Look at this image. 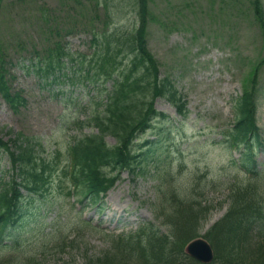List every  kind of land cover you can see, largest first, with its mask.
<instances>
[{
  "label": "rangeland",
  "instance_id": "374dc122",
  "mask_svg": "<svg viewBox=\"0 0 264 264\" xmlns=\"http://www.w3.org/2000/svg\"><path fill=\"white\" fill-rule=\"evenodd\" d=\"M251 3H150L154 19L149 25V49L160 62L162 75L170 76L188 106L184 118L167 99L157 98L155 107L171 119H157L153 130L161 132L166 152L160 153L162 159L169 154L170 160L184 163L182 172L186 175L176 173V179L192 176L196 181L194 176L199 175V182L211 184L199 199L203 207L210 208L199 229L202 234L228 211V195L218 184L220 179L231 181L236 176L218 133L232 120L231 102L243 93L245 78L264 59L262 34ZM42 9L47 10L45 15ZM136 22L135 6L130 0H0V52L7 61L13 87L23 90L29 101L17 115L0 96V137L9 142L20 133L34 136L43 146L41 150L37 147V152L52 158L57 150L65 152L77 138L98 134L86 119L100 107L101 98L107 94L105 88L110 89L112 81L104 83L98 76V52L102 48L92 42L93 37L113 30H131ZM61 39L71 56L62 71L47 76L41 70L43 63L33 56L35 49ZM119 61L127 65L124 54ZM258 80L257 114L263 140L254 160L264 177V66ZM153 130L139 140L156 139ZM105 141L116 145L113 136ZM13 146L11 142L15 149ZM234 157L237 159L239 154ZM10 168L11 159L0 148V177L8 179ZM154 170L150 165L147 177L135 179L124 171L100 205L83 210L66 196L67 191L49 190L46 199L27 204L33 213L20 229L24 249L36 264H87L88 259L94 261L110 251L117 235L150 221L162 225V220L155 218L161 214L155 209L160 195ZM85 220L87 227L82 223ZM10 257L18 262L15 254Z\"/></svg>",
  "mask_w": 264,
  "mask_h": 264
},
{
  "label": "trees",
  "instance_id": "16d2710c",
  "mask_svg": "<svg viewBox=\"0 0 264 264\" xmlns=\"http://www.w3.org/2000/svg\"><path fill=\"white\" fill-rule=\"evenodd\" d=\"M130 2L135 6L136 25L127 31L95 34L92 40L102 48L98 52V76L104 83L112 81L111 88H105L107 94L101 98L100 107L86 119L98 134L77 138L65 152L57 150L52 158L42 157L37 152L36 148L41 150L43 146L34 136L20 133L9 142L0 137V148L11 159L8 179L0 177V264H35L19 235L25 219L33 213L27 204L46 199L49 190L53 193L60 189L79 204L96 205L120 180L124 170L134 179L147 177L150 165L155 169L153 177L159 181L160 202L155 209H161L158 219L163 217L167 232L149 222L127 236L113 239L110 251L87 264H202L186 254L184 246L200 235L201 222L209 214V207H203L199 199L210 184L194 182L195 187L192 176L179 181L176 173L186 175L182 172L183 161L170 160L169 154L162 159L160 153L166 152L161 132L153 130L154 123L157 119L170 118L157 110L155 101L167 99L185 118L188 106L170 76L162 75L160 62L149 49V25L154 19L151 0ZM251 5L264 46V0H252ZM42 10L45 15L47 10ZM62 42L61 39L41 50L35 49L33 56L43 63L41 70L47 76L56 70L62 71L71 56ZM123 54L127 65L118 62ZM6 65L0 52V96L9 109L19 115L29 101L23 90L13 87ZM263 66L264 59L245 78L243 94L232 103L233 121L221 132L227 149L241 153L246 172L236 170V176L224 182L229 195L228 212L205 235L217 252L211 264H264V177L253 162L261 141L257 99L259 70ZM151 130L157 135L156 139L139 140L145 142L140 149L135 141ZM107 136H113L117 144L106 143ZM229 158L239 169L231 155ZM7 252L10 256L15 254L18 262L5 255Z\"/></svg>",
  "mask_w": 264,
  "mask_h": 264
},
{
  "label": "water",
  "instance_id": "95a60500",
  "mask_svg": "<svg viewBox=\"0 0 264 264\" xmlns=\"http://www.w3.org/2000/svg\"><path fill=\"white\" fill-rule=\"evenodd\" d=\"M187 252L195 259L203 263L211 262L214 259L215 252L209 241L203 238H197L187 247Z\"/></svg>",
  "mask_w": 264,
  "mask_h": 264
}]
</instances>
